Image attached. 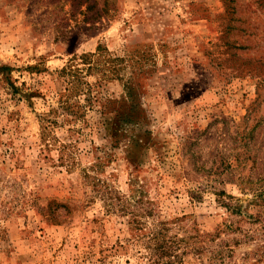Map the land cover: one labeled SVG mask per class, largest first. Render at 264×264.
I'll list each match as a JSON object with an SVG mask.
<instances>
[{"label":"rangeland","instance_id":"obj_1","mask_svg":"<svg viewBox=\"0 0 264 264\" xmlns=\"http://www.w3.org/2000/svg\"><path fill=\"white\" fill-rule=\"evenodd\" d=\"M155 230L264 264V0H0V264H149Z\"/></svg>","mask_w":264,"mask_h":264},{"label":"trees","instance_id":"obj_2","mask_svg":"<svg viewBox=\"0 0 264 264\" xmlns=\"http://www.w3.org/2000/svg\"><path fill=\"white\" fill-rule=\"evenodd\" d=\"M96 56V54H87L75 57L63 69L62 74L67 78L68 87L66 93L59 99L58 108L51 112L56 120L44 119V121H47L45 122L47 129L57 125V119L60 117H67L66 120L70 121H78L83 118L85 107L79 101H74V99L82 94L87 95L88 84L84 81V78L96 68ZM77 60L81 61V64H76ZM79 65L84 68H80ZM86 101L92 103L90 98ZM151 213L149 212V215H152ZM172 244L164 239L162 230H155L147 240V249L150 251L148 263L161 264V261L167 257L174 258L172 250L168 247Z\"/></svg>","mask_w":264,"mask_h":264}]
</instances>
